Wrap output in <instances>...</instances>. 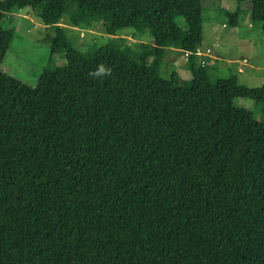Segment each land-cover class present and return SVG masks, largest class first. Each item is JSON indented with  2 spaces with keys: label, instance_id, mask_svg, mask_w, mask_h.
<instances>
[{
  "label": "trees",
  "instance_id": "obj_1",
  "mask_svg": "<svg viewBox=\"0 0 264 264\" xmlns=\"http://www.w3.org/2000/svg\"><path fill=\"white\" fill-rule=\"evenodd\" d=\"M232 1L264 25V0ZM26 8L62 58L35 87L2 69L5 20ZM202 9L0 0V264H264V117L236 105L264 107V85L213 79ZM65 18L108 42L76 47ZM172 48L192 79L162 76ZM101 63L111 75L92 78Z\"/></svg>",
  "mask_w": 264,
  "mask_h": 264
},
{
  "label": "rangeland",
  "instance_id": "obj_2",
  "mask_svg": "<svg viewBox=\"0 0 264 264\" xmlns=\"http://www.w3.org/2000/svg\"><path fill=\"white\" fill-rule=\"evenodd\" d=\"M200 16L203 18L204 28L203 48H214L218 52V55L213 52L211 57L215 58L209 62L210 66L214 67L211 71L213 79L236 73L240 83L245 86H263L264 25L254 20L251 5L249 3L239 5L232 0H203ZM181 24L186 28L184 23ZM63 25H68L66 18ZM5 28L8 30L14 28L15 33L2 69L22 83L35 87L44 69L55 68L62 60L59 55H52L51 43L55 31L46 27L36 12L29 8L10 13L5 20ZM67 35L75 46L82 50L94 45L101 47L108 42L101 24H96L88 31L69 27ZM5 39L9 41L8 38ZM171 53L173 52L169 49L167 55ZM244 58L249 60V66L246 71L237 72L239 67L237 61ZM168 59L166 58L162 64V76L165 79H170L174 72L182 79H192V73L185 67L184 55L178 54L176 63H171ZM236 105L256 112L255 118L263 121L262 105L243 99L237 100Z\"/></svg>",
  "mask_w": 264,
  "mask_h": 264
},
{
  "label": "crops",
  "instance_id": "obj_3",
  "mask_svg": "<svg viewBox=\"0 0 264 264\" xmlns=\"http://www.w3.org/2000/svg\"><path fill=\"white\" fill-rule=\"evenodd\" d=\"M208 49H212L213 50V52H214V54H217L218 55V52H216L215 50H214V48H206V49H204L203 48V46H202V48H201V50L203 51V52H207V50ZM173 53H171V54H169V55H167V59H168V57H169V61L171 62V63H176L177 62V59H178V54H179V52H178V50H176V49H170ZM172 55V56H171ZM171 56V57H170ZM185 57V56H184ZM204 58L206 59V62H210L211 61V59L212 60H214V56L213 57H211V55H209V56H204ZM245 59V58H244ZM247 59V58H246ZM185 60H186V57H185ZM187 61V60H186ZM185 61V62H186ZM237 63L239 64V61H237ZM247 66H249V65H247ZM247 66H246V70H247ZM214 67L212 66V69H213ZM245 70V71H246ZM237 72H239L238 71V69H237Z\"/></svg>",
  "mask_w": 264,
  "mask_h": 264
},
{
  "label": "clouds",
  "instance_id": "obj_4",
  "mask_svg": "<svg viewBox=\"0 0 264 264\" xmlns=\"http://www.w3.org/2000/svg\"><path fill=\"white\" fill-rule=\"evenodd\" d=\"M111 73H112V69L101 63L96 67L94 71L90 72L89 75L94 79H98V78L110 76Z\"/></svg>",
  "mask_w": 264,
  "mask_h": 264
},
{
  "label": "built area",
  "instance_id": "obj_5",
  "mask_svg": "<svg viewBox=\"0 0 264 264\" xmlns=\"http://www.w3.org/2000/svg\"><path fill=\"white\" fill-rule=\"evenodd\" d=\"M197 54L200 57H204V56H209L213 54V50L212 49H208L207 52H203L201 49L198 50ZM249 64V60L248 59H242L239 61V67H238V71L240 73L244 72L246 70V66Z\"/></svg>",
  "mask_w": 264,
  "mask_h": 264
}]
</instances>
